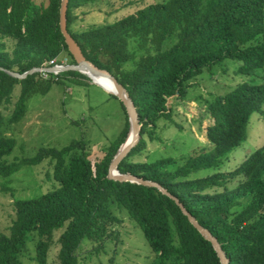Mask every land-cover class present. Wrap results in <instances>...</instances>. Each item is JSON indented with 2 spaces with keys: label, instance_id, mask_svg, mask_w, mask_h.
Masks as SVG:
<instances>
[{
  "label": "trees",
  "instance_id": "trees-1",
  "mask_svg": "<svg viewBox=\"0 0 264 264\" xmlns=\"http://www.w3.org/2000/svg\"><path fill=\"white\" fill-rule=\"evenodd\" d=\"M95 1L69 0L66 28L84 57L127 90L137 110L140 140L119 163V173L156 182L175 196L217 239L229 264H264V145L234 170L220 171L245 141L251 114L264 120V0H164L111 24L72 30L73 10ZM59 9L60 0H0V68L23 74L53 66L63 53L73 63L59 30ZM225 61L237 65L231 73L239 81L223 95L196 98L199 121H208L206 145L182 163L172 158L133 162L131 157L145 148V135L149 141L159 138V123L163 129L165 123L181 129L173 116L194 87L189 81ZM42 73L47 72L16 79L0 70V178L9 183L21 165L50 160L57 186L38 198L13 201L14 219L8 233L0 232V264H25L24 256L47 264L57 231L59 264H75L81 241L100 239L115 220L111 208L124 209L140 227L157 255L151 264H220L211 244L170 198L155 188L107 179L108 166L127 137V116L99 159L90 160L87 145L73 141L60 150L41 149L21 163L5 160L14 147L5 132L22 119L28 98L47 93L55 83L51 73L46 80ZM62 73L73 82L85 77ZM60 74H54L55 81ZM203 169L212 173L191 176Z\"/></svg>",
  "mask_w": 264,
  "mask_h": 264
},
{
  "label": "rangeland",
  "instance_id": "rangeland-1",
  "mask_svg": "<svg viewBox=\"0 0 264 264\" xmlns=\"http://www.w3.org/2000/svg\"><path fill=\"white\" fill-rule=\"evenodd\" d=\"M164 0H97L88 3L71 13L73 16L72 30H84L94 26L111 24L124 16ZM55 64H71L72 61L64 53L58 56ZM221 67L203 73L189 83L193 84L187 95L185 106H177V114L173 118L181 124V129L164 124L166 128L157 129L155 135L159 138L149 141L144 136L145 148L131 157L133 162L152 163L158 160L172 158L180 160L196 152L206 145L205 121H199L198 101L201 96L210 100L213 96L223 95L239 77L232 75V61H225ZM47 67V66H45ZM226 70L223 75L222 71ZM264 73H260V76ZM50 74L51 84L47 93L34 94L27 99L26 112L22 119L13 124L5 132L14 141L13 150L5 157L9 162L21 163L23 160L35 157L41 149L60 150L73 141H83L87 145L90 160L99 159L102 150L113 143L119 135L126 120V112L122 103L115 97L95 85L85 75L84 82L76 83L71 76ZM74 78V77H72ZM76 79V78H74ZM80 79V78H79ZM19 86L13 90L16 98ZM14 101V100H13ZM10 105L9 108H11ZM264 109V105L262 106ZM194 118V123H188L183 117ZM264 145V120L257 113L251 114L247 125V137L220 167L221 172H230L251 152ZM53 162L44 160L39 165H21L19 171L5 183L0 178V232L8 233V227L14 219L13 201L15 199H34L53 190L56 186L52 180ZM212 173L203 169L191 176L198 178ZM111 220L106 224L100 239L87 238L81 241L75 250V264H151L157 255L151 249L140 227L128 216L124 209L111 208ZM120 220L118 222L116 220ZM60 231L54 233L53 244L48 252L47 264H59L57 237ZM29 255H33V244H28ZM25 264H36L27 260Z\"/></svg>",
  "mask_w": 264,
  "mask_h": 264
},
{
  "label": "water",
  "instance_id": "water-1",
  "mask_svg": "<svg viewBox=\"0 0 264 264\" xmlns=\"http://www.w3.org/2000/svg\"><path fill=\"white\" fill-rule=\"evenodd\" d=\"M69 0H60V9H59V30L64 39L66 44L67 50L72 57L73 63L65 65V66H50V67H42V68H32L29 71L24 72L23 74H19L17 72L5 70L0 68L3 72L9 75L12 78L16 79H24L29 75L36 74L39 72H47V73H62V72H78L86 75L92 83L102 88L105 92L110 95L115 96L123 105L128 123H129V130L127 133V137L124 143L119 147L118 151L116 152L115 156L111 160L108 166V173L107 179L118 181V182H129L135 183L141 186L155 188L163 195L170 198L180 209L182 214L187 218L188 222L193 226V228L206 240L208 241L213 250L215 251L217 258L220 264H229V260L227 259L225 253L222 251L221 246L217 239L211 235V233L203 228L201 225L197 223V221L185 210L183 205L179 202V200L166 191L160 184L144 180L138 178L131 174H121L118 171L119 163L128 155L133 147H135L139 140H140V130L141 124L139 123V117L135 105L130 98L127 90L120 84L118 81L106 70L99 69L96 67L92 62L87 60L81 49L79 48L78 44L75 40L71 37L69 32L66 28V10ZM93 76H100L108 79L113 85V91H108L104 87L100 86L98 83L95 82Z\"/></svg>",
  "mask_w": 264,
  "mask_h": 264
},
{
  "label": "bare ground",
  "instance_id": "bare-ground-1",
  "mask_svg": "<svg viewBox=\"0 0 264 264\" xmlns=\"http://www.w3.org/2000/svg\"><path fill=\"white\" fill-rule=\"evenodd\" d=\"M93 78H94L96 83H98L100 86L104 87L106 90L113 91V85L108 79H106L104 77H100V76H93Z\"/></svg>",
  "mask_w": 264,
  "mask_h": 264
},
{
  "label": "built area",
  "instance_id": "built-area-1",
  "mask_svg": "<svg viewBox=\"0 0 264 264\" xmlns=\"http://www.w3.org/2000/svg\"><path fill=\"white\" fill-rule=\"evenodd\" d=\"M53 63V65H56V66H65V65H67V64H65V62H63L62 64H54V63H56L55 61H53V62H51V64ZM55 74V73H54ZM57 74V73H56ZM42 78L43 79H47L48 78V73H42Z\"/></svg>",
  "mask_w": 264,
  "mask_h": 264
},
{
  "label": "crops",
  "instance_id": "crops-1",
  "mask_svg": "<svg viewBox=\"0 0 264 264\" xmlns=\"http://www.w3.org/2000/svg\"><path fill=\"white\" fill-rule=\"evenodd\" d=\"M77 83L84 82V80H81L79 78L74 79ZM106 93V92H105Z\"/></svg>",
  "mask_w": 264,
  "mask_h": 264
}]
</instances>
